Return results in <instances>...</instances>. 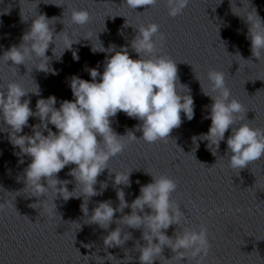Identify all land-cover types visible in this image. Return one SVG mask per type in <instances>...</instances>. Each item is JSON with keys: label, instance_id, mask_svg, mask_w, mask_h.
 Returning <instances> with one entry per match:
<instances>
[{"label": "water", "instance_id": "95a60500", "mask_svg": "<svg viewBox=\"0 0 264 264\" xmlns=\"http://www.w3.org/2000/svg\"><path fill=\"white\" fill-rule=\"evenodd\" d=\"M45 2L48 4L41 0L37 9L34 2L21 0L22 12L29 16L39 12L48 18L57 17L52 26L56 33L65 25V30L74 39L81 38L79 44L73 45V49L78 50L79 60L73 59L72 51H66L62 60L57 61L51 52L54 45L46 54L52 57L50 66L57 70V75L35 68L31 74H25L27 69L24 65L17 66L15 71L0 60V86L6 87L8 82L15 80L31 89L36 82L42 97L55 95L58 101L71 100V77L77 75L90 81L88 69L95 67L102 73L106 56L114 54L93 53L91 43L96 47L102 43L105 48L115 44L117 50L119 46L129 45L131 58L137 59L138 54L132 50L130 42L138 34V27L157 23L159 31L165 35L159 54L177 61L179 83L190 89L195 115L188 120L181 113L182 124L171 131L168 140L151 144L142 139L132 142L109 161V167L115 171L133 170L131 187L124 188L129 203L139 195L137 180L140 184L152 181L146 171L153 175H167L177 182L172 199L185 212L188 226L199 229L203 224L208 229L211 247L204 264H264V156L240 171L233 170L228 166L226 154V141L231 129L226 131L225 140L220 142L217 156L207 148V141H198L197 148L192 140L193 136L207 133L211 124V120L205 117L209 115L212 101L201 89V85L205 89L208 87L209 70L224 72L226 86L231 91L230 98L238 99L245 107V120L242 122L264 129V57L259 61L252 56L247 24L231 12L229 0H223L221 4L219 0H189L176 17L168 15L167 0H157L155 4L136 9L128 7L125 0ZM250 3L264 19V0H250ZM236 6L242 7L240 0H236ZM73 9H86L90 13L89 22L83 26L71 24ZM20 10L19 0H0V55L12 45H18L31 25V19L22 21ZM237 52L242 59L250 60L240 59ZM8 63L11 66L12 62ZM29 96L30 107L35 110L40 97L31 93ZM110 119L118 134L124 135L130 129L137 138L142 137V131L136 129L141 121L128 117L122 111ZM37 122V119L29 118V124ZM50 127L55 131L54 126ZM24 132L30 133V129L26 127ZM18 159L8 134L0 132V186L6 191L0 189V204L4 205L0 209V264H96L95 260L85 256L106 255L103 237L116 224L107 230L96 224H85L87 219L81 210L82 197L70 198L66 202L58 198L55 201L57 213L50 216L43 210L29 207L36 198L27 197L26 191L7 193L24 187L23 180L17 178L22 177L30 159L26 157L24 164L18 163ZM71 167L74 165L66 166L58 173L60 179L71 181L67 185L70 191L76 185L74 178L67 175ZM113 179L114 174L110 177L107 169L98 177L96 189L100 191L101 182L105 181L108 187L102 194L90 197L87 202L89 215L99 202L111 200L113 207L118 205ZM124 212L129 213L130 209L126 208ZM120 215L116 213L117 218ZM175 227L171 226L167 234L172 235ZM129 231L133 239L127 241L123 248L107 251L123 259L124 249H127V254L132 257L128 264H139L135 245L137 240L144 243L140 240L141 231ZM171 255V251L165 248L164 256ZM105 264L111 262L105 261Z\"/></svg>", "mask_w": 264, "mask_h": 264}, {"label": "clouds", "instance_id": "9594fccd", "mask_svg": "<svg viewBox=\"0 0 264 264\" xmlns=\"http://www.w3.org/2000/svg\"><path fill=\"white\" fill-rule=\"evenodd\" d=\"M25 2H34L38 9L41 0ZM156 2L125 0L132 9ZM43 3L48 4L45 0ZM188 3L189 0H167L168 15L176 17ZM221 3L223 0H219ZM19 4L22 21L31 19V25L22 35L20 43L4 51L0 60L15 71L18 70L17 66L24 65L27 69L25 74H31L35 68L53 75L58 72L50 66L52 57L46 54L50 46L54 45L51 52L57 61L62 60L66 51H72L73 59L79 60L78 50L73 49V45L79 44L81 38L74 39L65 30V25L62 31L56 33L52 26L57 17L48 18L39 12L24 15L21 0ZM240 4L242 7H237L236 0H229L231 12L247 24L252 56L260 61L264 57V19L250 0H240ZM89 20L90 13L86 9H73L70 13L71 24L83 26ZM159 28L157 23L138 27V34L130 42V47L138 54L137 59L131 58L129 45L119 46L117 50L115 44L105 48L102 43L99 47L91 43L93 53L114 54L106 56L102 73L95 67L88 69L92 78L90 81L77 75L71 77V100L58 101L55 95L42 97L35 81V87L31 89L15 80L8 82L6 87L0 86V132L8 134L14 155L19 158L18 163L24 164L26 157L30 159L23 169L22 177L17 178L23 180L24 187L7 193L26 191L27 197L36 198L29 207L43 210L50 216L57 213L55 201L58 198L66 202L70 198L82 197L84 202L81 210L87 219L85 224H96L107 230L115 223L116 227L103 237L106 255L85 256L95 260L96 264H105V261L128 264L132 257L127 254V249H124L123 259H118L107 250L123 248L127 241L133 239L130 229L140 230V240L144 241L141 244L137 240L135 245V250L139 252V264H156L157 261L160 264H193V261L195 264H204L211 247L206 225L201 224L199 229L189 227L185 212L172 199V193L178 187L174 179L146 171L152 181L140 184L137 180L139 195L129 203L124 188L131 187L133 170L115 171L109 167V161L132 142L142 139L151 144L168 140L171 131L182 124L181 113L188 120L194 118V98L190 89L179 83L177 61L168 55L159 54L165 40ZM236 56L242 59L239 52ZM9 61L12 62L11 66ZM207 80L208 87L205 89L201 85V89L212 101L209 115L205 117L211 120V124L207 133L192 137L193 143L198 148V141H207V148L213 156H217L220 142L225 140L226 131L231 129L226 141L228 166L240 171L264 156V129L242 122L245 120V107L238 99L230 98L231 91L226 86L224 72L209 70ZM30 93L40 97L35 110L30 107ZM121 111L142 122L136 125V129L142 131V137L137 138L130 129L124 135L114 131L110 118L116 117ZM30 117L38 122L29 124ZM50 125L54 126L55 131ZM26 127L30 133L24 132ZM69 165L74 167L69 169L67 175L76 182L71 191L67 187L71 181L58 177V173ZM105 169L110 177L114 174L113 187L119 203L113 207L111 200L99 202L89 215L87 202L90 197L102 194L108 187L106 181L101 182L100 191L95 187ZM121 185L124 187H119ZM0 189L5 191L2 186ZM3 207L0 204V209ZM126 208L130 209L129 213L124 212ZM116 213L121 215L117 218ZM171 226L176 227L173 234L168 235L167 230ZM165 248L171 251L170 257L164 256Z\"/></svg>", "mask_w": 264, "mask_h": 264}]
</instances>
